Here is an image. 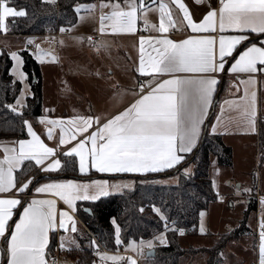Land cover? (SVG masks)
Wrapping results in <instances>:
<instances>
[{
  "label": "crops",
  "instance_id": "obj_1",
  "mask_svg": "<svg viewBox=\"0 0 264 264\" xmlns=\"http://www.w3.org/2000/svg\"><path fill=\"white\" fill-rule=\"evenodd\" d=\"M180 2L185 5L191 20L196 24L202 23L209 11L216 10L218 16V9L221 6L220 0H180ZM161 3L166 6L165 11L170 13L172 21L170 24L167 17L165 18L164 27L167 30L163 32L160 31L162 13L159 10V6ZM117 4L122 11H128L130 4L137 7L135 31L131 33H113L109 26L110 22L105 20L104 32L101 33V17L111 15L114 10L113 6ZM5 5L11 7L6 2ZM139 5L140 0H95L93 3H79L74 7L77 15L74 25L67 28H59L55 33H51L55 34L54 36L42 35L55 38L56 41H51V46L48 50L49 56L43 60H37L41 67L43 84L42 115L35 120H28L27 122L44 145L54 149L55 154L45 161L44 166L51 165L56 160H59L60 167L52 171H43L42 167H37L35 162L32 161L36 166L34 172L21 181H18L17 172L28 160H25L19 169L14 170L13 175L16 187L0 193V199H17L21 203L12 208V218L8 221L5 236L0 237V264H8L10 257L7 248L10 234L15 230V223L19 222V218L23 214V208L33 199H54L56 201V227L54 230L49 231V242L45 248L47 264H50V257L54 252L56 243L62 247L63 251L65 250L61 255L62 262L64 264H75V261L67 255L68 250L80 249L83 245L89 244L88 231L77 214L78 203L96 202L101 198L119 194L116 193L117 191L124 189L131 190L137 185L139 180L144 178L153 177L154 183L158 185L161 184L156 181L160 178L169 177L172 174L174 179L178 178L180 175L177 173L181 170L185 171L184 167L180 166L181 163L199 145L206 121L220 91L221 94L208 125V132L220 135L223 142L232 148L233 165L230 168H234L236 158L243 161L254 157L255 161L258 159L259 162L264 161V71H257L256 73H233L230 71L231 65L235 62L233 57L238 58L239 53L245 50L246 46H251L253 43L257 47L264 46V33L257 34L251 32L244 33L248 39L236 47L232 56L226 57L223 71L206 74L215 78L217 84L214 86L211 104L203 116L199 136L190 152H178V155L184 157L179 164L158 172L109 173L99 172L93 168L91 166V157L88 156L86 171L82 173L80 171L79 157L75 153L72 155L65 154L70 149L76 147L81 141L85 142L86 152L90 151L92 147L90 136L98 130L99 126H102L115 115L123 112L140 99L141 95L148 94L152 88L164 80L173 78L195 80L200 77L201 74L197 73H175L169 75L152 72L149 67L150 59H158V52H162L164 48L163 45L157 43L158 40L168 39L174 43H180L190 38L214 37L216 39L214 51L216 61L219 62L220 36L227 37L238 34L231 30L221 33L218 20L215 31L194 32L188 26L187 20L184 19L183 12L173 0H143L144 7H140ZM14 17L18 16H8L5 18V27L7 22ZM8 28L7 30L9 31ZM0 32L2 36L6 35L2 30ZM89 37L91 40H89ZM141 38L144 40L143 54L141 53ZM141 55H143L146 74L139 72ZM257 67L264 68V66L260 65ZM250 79H254L255 83H248ZM141 86H143L142 92ZM253 92L256 94L254 109L251 102ZM253 110L255 111L254 117L251 116ZM88 117L93 118L92 124L86 131H81V128L84 127L81 118L87 119ZM97 118L99 125L96 122ZM251 120H254V126L250 123ZM50 121H55L56 123H49ZM213 129L215 130L213 131ZM49 132H51V138L48 135ZM26 133L27 136L22 139L8 138L0 140V160H3L5 156V148L10 150L15 148L18 151V141L32 139L28 134L27 125ZM62 135L65 140L63 145L60 144ZM63 155L76 157L78 171L83 175L82 178H71L60 175L63 167L61 161ZM187 167H189V171L194 169L193 164ZM217 168L219 169L216 171L223 167ZM174 170L175 172H172ZM169 172L170 174H168ZM36 173L39 175L33 180V176ZM29 180H31V183L28 185L26 191H17L21 184ZM68 180L79 184L81 186V195L86 194L89 197L97 195L101 187L94 184L93 181L107 182L104 185V190L108 194L99 195L95 200L91 198L76 200L73 210L58 197L37 194L35 192V188L40 185ZM262 189H264V182L260 178L256 181L253 193L248 196L247 208L251 203L254 205L256 203L260 208L259 203L262 201L261 198L264 197V190ZM257 193L260 194V199L256 197ZM61 211L67 212L72 217L75 222V232L71 231V223L67 219L65 220V228L67 230L59 227V213ZM254 211L257 213L256 209ZM239 227L240 224L231 230H236ZM244 228L246 229L237 238L239 240L248 237L247 240H243L246 243L244 244L246 247L242 251L246 255L249 254L247 246H249L251 240L253 249L251 255L254 258L252 264H260V236L256 237V230H252L251 233L250 231L245 232L248 230L247 224ZM250 235L251 238H249ZM161 236L164 238V233L159 234L152 240ZM149 241L151 240L143 242L147 243ZM137 243L140 244L141 241ZM130 251L124 245L114 252H104L97 248L93 255V264H113L111 260H101V256H120L124 259L120 260L118 264L122 262L128 264L127 258L130 256L125 253H132ZM147 252H145V255ZM132 254L141 260L140 254ZM220 259H222V252L219 256ZM144 260L141 261L144 262ZM136 264L139 263L136 262Z\"/></svg>",
  "mask_w": 264,
  "mask_h": 264
},
{
  "label": "snow or ice",
  "instance_id": "obj_2",
  "mask_svg": "<svg viewBox=\"0 0 264 264\" xmlns=\"http://www.w3.org/2000/svg\"><path fill=\"white\" fill-rule=\"evenodd\" d=\"M177 7L183 12L188 26L196 31H215L217 20L221 33L231 30L237 35L223 36L219 38V62L216 61L214 51L216 39L214 37L190 38L180 43H174L168 39L158 40L157 43L164 46L162 52H158V59H150L149 67L152 72L159 74L175 73H197L199 78L181 79L173 78L164 80L157 84L145 95H141L135 103L123 112L108 120L98 130L91 134V150L86 152L85 142L81 141L76 147L70 149L66 155L75 153L79 157L80 171H86L87 157H91V166L99 172L109 173H146L158 172L172 168L179 164L184 157L178 152H190L195 144L202 124L203 116L211 104L214 86L217 80L206 74L223 71L226 57L232 56L233 51L248 37L244 33H264V0H220V8L217 11H209L203 22L194 23L185 5L180 0H173ZM140 7H144L140 0ZM165 5L160 4L161 15L160 31H166L164 20L167 17L171 24L170 13L165 11ZM109 16L101 17V33L104 32V21L110 22L109 26L113 33L134 32L137 16V7L129 5L128 11L119 9V5L113 6ZM24 11H17L7 7L5 0H0V30H6L5 18L8 16H24ZM89 40L91 38L89 37ZM144 40L141 38V53L143 54ZM13 59L19 57L13 53ZM234 63L230 71L233 73H256L264 71V46L257 47L256 44L246 46L239 53L238 58L233 57ZM139 72L146 74L143 55H141ZM23 76V73H21ZM248 83L254 84L250 79ZM143 86H141V92ZM256 94L251 95V102L255 105ZM19 104V100H17ZM16 111L15 108L12 109ZM255 116V111L251 112ZM83 120L86 131L91 126L93 118ZM99 125V120H96ZM28 134L31 140L18 141L19 150L4 149L5 156L0 160V193L16 187L14 170L19 169L25 160L35 162L37 167L43 171H52L60 167V161L56 160L48 166L45 161L54 155V149L46 147L40 138L33 132L27 121ZM49 123H56L50 121ZM250 123L254 126V120ZM215 129H213L214 131ZM51 138V132L48 133ZM75 138V137H72ZM65 140L63 135L60 144ZM31 180L21 184L17 191L24 192L28 189ZM100 185L97 195L89 197L81 195V186L72 180L64 182H50L35 188L37 194H47L58 197L69 208L74 210V202L79 199H97L99 195H107L104 185L107 182L93 181ZM86 188V186H84ZM21 202L17 199H0V237L5 236L8 221L12 218V208ZM264 203V201H262ZM159 214V209H154ZM56 201L54 199H33L23 208V214L19 222L15 223V230L10 234L7 252L9 254L8 264H47L45 259V248L49 242L48 233L56 227ZM203 217L204 213L200 214ZM59 227L65 229V220L71 223V231L75 232V222L67 212L59 213ZM161 219L165 217L161 215ZM167 223V221H165ZM264 228V225H262ZM181 234L183 230L181 229ZM201 233L204 227L201 225ZM120 229L116 228V243H120ZM164 243L163 237H158ZM63 246V244H62ZM144 242L137 245L134 241L128 245V250L135 251L142 248ZM147 247H152V242H147ZM260 264H264V230L260 233ZM124 259L120 256H101V260H111L118 264ZM128 264H136L131 258H127Z\"/></svg>",
  "mask_w": 264,
  "mask_h": 264
},
{
  "label": "trees",
  "instance_id": "obj_3",
  "mask_svg": "<svg viewBox=\"0 0 264 264\" xmlns=\"http://www.w3.org/2000/svg\"><path fill=\"white\" fill-rule=\"evenodd\" d=\"M7 1L9 6L25 13L24 16L14 17L9 21L7 34L15 36H40L59 28L70 27L77 19L74 7L79 3L95 2V0ZM12 65L10 56L6 52H1L0 140L25 138L27 133L24 121L35 120L42 115L43 84L40 64L32 55L24 53V71L31 83L32 95L27 98L21 112L12 110L22 88L21 83L15 80L11 73ZM202 138L199 142L200 148L190 163L194 165V172L185 175L182 170L179 171L177 184L158 185L154 183L153 177L144 178L131 190L101 198L96 202L78 203L77 214L92 236L87 232L88 245L68 250L67 255L75 264H93V255L99 246L114 252L130 241L152 240L162 233L165 234L167 243L155 245L151 249L154 255L152 257L145 255L144 264H180L185 254L199 252L209 254L207 264H217L225 243H217L212 249H194L198 251L193 252L192 249L181 246L179 235L164 227L167 221L173 226L189 229L192 235H197L201 212L207 210L217 199L210 178L211 167L230 168L233 165L232 148L223 142L220 135L207 132L203 142ZM196 149L185 157L180 166L185 168L190 165L188 163ZM61 161L63 167L60 175L82 178L76 157L63 155ZM35 168L32 161H26L17 172L18 181L30 176ZM168 174L165 175L169 176ZM84 208H90L92 213L85 212ZM154 209H159V214ZM254 210L255 205L250 204L248 212ZM161 215L165 220L161 219ZM116 227L120 229V244L116 243ZM244 227L246 226L242 225L237 231L234 230L229 240L239 238L246 229Z\"/></svg>",
  "mask_w": 264,
  "mask_h": 264
},
{
  "label": "rangeland",
  "instance_id": "obj_4",
  "mask_svg": "<svg viewBox=\"0 0 264 264\" xmlns=\"http://www.w3.org/2000/svg\"><path fill=\"white\" fill-rule=\"evenodd\" d=\"M8 26L9 21L5 27L6 30H2L6 35L0 37V53L6 52L10 56L13 63L11 73L14 79L19 81L22 85L21 92L17 98V100H19V104H17L16 100V103L13 105V108H15L17 112H21L26 104L27 98L32 95V86L28 79V75L24 71V53L32 55L36 61L43 60L49 56L48 50L51 46V41H56V39L42 35H7ZM55 32L56 31H50L43 35L50 36L51 33ZM32 44L36 46L35 51L31 50ZM13 53H15L19 59H13ZM21 73H23V76ZM258 160L255 161L254 157L243 161L236 158L234 168H221L216 171L219 169L217 166L211 167L210 178L213 189L217 194L216 202H214L208 210L201 212L204 213V215L203 217L200 215L199 232L197 235L189 234L179 236V242L183 248L186 246V248H189L190 250L192 249L191 251L196 252L198 250L194 249H212L217 243H225L222 250V259H218L217 264H252V262H254L253 255H251L253 252L251 240L249 246H247V252L249 254L246 255L242 251L243 248L246 247V245H244L246 243L243 240H247L248 237L239 240L237 238L229 240V236L235 230L231 229L239 226V224L240 227L238 229H240L242 225L246 226L247 224L248 230L245 232L250 231L251 233L252 230L255 231L257 223L256 214L259 216L261 221H264V203H262V201H264V197H259V199L261 198L262 200L259 203L260 208L255 203L257 213L255 211L248 212L247 208L248 196L253 193L256 181L261 178L264 182V161L259 162ZM184 169L185 171H183V173H185V175H189L194 172V169L189 171V167H185ZM33 172L34 171H32V173ZM38 175L39 174L36 173L33 176V180L36 179ZM173 177L174 176L172 174V176L160 178L156 182H160L161 185H175L178 183L179 177L176 179ZM126 190L130 189H124L117 191L116 193H122ZM251 205L253 204L251 203ZM201 225L204 227V233H201L200 231ZM238 229H236V231ZM249 238H251V235ZM157 239L158 238L151 240L153 248L157 244L163 245L167 243L166 237L163 238L165 241L164 243H161V241ZM134 242L137 245H140L136 241ZM129 243L126 245L127 250ZM146 245L147 243L145 242L142 248L138 247L135 251H128L140 254L141 260H144L145 252L151 249ZM208 259L209 254L206 252L185 254L181 258L180 264H207Z\"/></svg>",
  "mask_w": 264,
  "mask_h": 264
},
{
  "label": "built area",
  "instance_id": "obj_5",
  "mask_svg": "<svg viewBox=\"0 0 264 264\" xmlns=\"http://www.w3.org/2000/svg\"><path fill=\"white\" fill-rule=\"evenodd\" d=\"M6 3H8V1H5ZM52 36H54L55 34H51ZM0 36H2V33L0 32ZM57 36V35H56ZM36 46L34 44L31 45V50L35 51ZM260 196L259 193H257L256 197L258 198ZM258 203V202H257ZM84 225V224H83ZM262 225H264V221H261L259 216L257 215V223H256V237L258 238L260 236V233L262 230H264V228H262ZM85 229L88 231V229L86 228V226L84 225ZM164 227L170 229L173 233L182 236V235H189L191 234V231L189 229H183L177 226H173L170 223H166L164 224ZM183 230L182 234L180 230ZM88 233H90L88 231ZM90 235L92 236V234L90 233ZM99 250L106 252L107 250H105L104 248H102L101 246H99ZM65 251V250H64ZM62 247L56 243L55 244V248H54V252L52 253L51 257H50V264H64L61 260V255L64 252ZM125 254H127L128 256L132 257L137 263L139 264H144L139 257H137L136 255L126 252Z\"/></svg>",
  "mask_w": 264,
  "mask_h": 264
},
{
  "label": "water",
  "instance_id": "obj_6",
  "mask_svg": "<svg viewBox=\"0 0 264 264\" xmlns=\"http://www.w3.org/2000/svg\"><path fill=\"white\" fill-rule=\"evenodd\" d=\"M220 94H221V91L219 92V95H218V97L216 98L215 103H214V105H213V107H212V111H211V113H210V115H209V117H208V119H207V121H206V125H205V129H204V133H203L202 142H203V140H204V137H205L206 133L208 132V125H209V122H210L211 117L213 116V113H214V110H215V106H216V103H217V101H218V99H219ZM200 145H201V144H200ZM200 145L197 147V149H196V151H195V153H194L192 159L189 161L188 164H190V163L192 162L193 158L196 156V154H197V152H198V150H199V148H200ZM84 211L87 212V213H89V214L92 213L90 208H84ZM146 255H147L148 257H152V256L154 255V251H152V250H151V251H148V253H147Z\"/></svg>",
  "mask_w": 264,
  "mask_h": 264
}]
</instances>
